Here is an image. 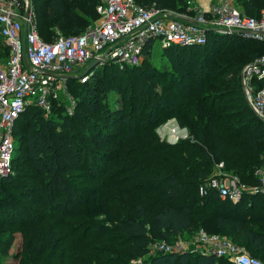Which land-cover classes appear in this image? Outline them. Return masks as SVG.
Wrapping results in <instances>:
<instances>
[{
    "label": "trees",
    "instance_id": "trees-1",
    "mask_svg": "<svg viewBox=\"0 0 264 264\" xmlns=\"http://www.w3.org/2000/svg\"><path fill=\"white\" fill-rule=\"evenodd\" d=\"M136 1L195 14L189 5L192 0ZM235 2L248 16L259 17L264 11V0ZM33 4L39 34L51 42L58 32L79 35L95 26L101 0H34ZM2 50L9 55L8 47L0 49V55ZM165 51L172 60L184 59L195 79L170 81L166 95L158 97L152 91V97L132 82L128 75L132 67L106 66L108 77L97 69L85 84L69 80L77 101L73 116L46 118L42 109L29 107L16 121L13 174L0 182L9 185L18 172L16 182L22 191H16L18 197L0 195V254L9 256L17 232L22 233L23 244L16 262L7 264H232L216 255L195 259L189 252L150 255L152 237L171 244L195 226L208 225L213 234L264 262V230L257 227L264 225V217L253 215L257 208L264 211V194L247 195L253 201L247 205L245 200H222L216 192L204 198L199 192L215 176L219 163L244 184L259 185L255 173L264 164V123L247 104L239 111H224L222 106L230 107L244 96L240 80L230 83V91L221 90L225 83L219 80L229 75L227 69L261 57L264 42L241 33H211L205 45H173ZM151 52L152 43L144 50L146 59ZM222 56L229 60L218 68L216 60ZM206 73L216 76L202 78ZM112 90L124 94L122 109L111 106ZM167 118H176L189 138L162 141L156 128ZM83 125L94 134L81 138L78 131ZM123 128L128 131L117 143ZM22 140L31 169L19 171ZM84 143L113 147L117 153L86 150ZM100 154L119 163L102 173L98 188L82 194L76 172L84 160ZM149 202L158 208L150 215ZM33 203L36 209L29 207Z\"/></svg>",
    "mask_w": 264,
    "mask_h": 264
},
{
    "label": "built area",
    "instance_id": "built-area-1",
    "mask_svg": "<svg viewBox=\"0 0 264 264\" xmlns=\"http://www.w3.org/2000/svg\"><path fill=\"white\" fill-rule=\"evenodd\" d=\"M209 3L206 10L201 6L194 16L155 4L143 6L136 0H101L95 26L79 35L66 36L58 32L47 42L39 34L30 0H0V38L9 48V57L0 61V178L13 174L14 128L27 108H40L49 118L54 104L66 99L68 114L74 113L77 101L69 91L70 79L85 84L94 76L95 67L108 63L122 70L132 67L150 43L163 48L205 45L211 33H241L264 42V11L259 17H252L246 15L235 0L215 3L209 0ZM96 59L99 60L97 65L87 71ZM242 87L254 114L264 123V54L243 69ZM172 132L173 143L189 138L176 128ZM222 166L224 163H219L216 170ZM255 174L259 185L247 187L237 176L219 173L201 185L200 195L205 198L210 192H216L222 200L237 203L244 192L264 194V164ZM200 233L197 244L206 247L204 255L227 258L232 264H264L226 237ZM181 236L171 244L151 243L150 255L190 252L181 242Z\"/></svg>",
    "mask_w": 264,
    "mask_h": 264
},
{
    "label": "rangeland",
    "instance_id": "rangeland-1",
    "mask_svg": "<svg viewBox=\"0 0 264 264\" xmlns=\"http://www.w3.org/2000/svg\"><path fill=\"white\" fill-rule=\"evenodd\" d=\"M205 1H208V0H192L191 1L190 7H193V9L195 11L194 16L198 14V10L201 9L200 7L204 6ZM211 1L213 3H215L218 0H210V2ZM30 2H31V4H33L34 0H30ZM33 7H34V4H33ZM171 11L176 12L174 10H171ZM153 45L154 46H152V52H151V56H150L149 60L146 59L145 55H143L141 57V59L138 61V63L132 66V71L128 74L129 77L132 79V82L139 85V87L140 86L143 87L145 90H149V95L152 96V94H153L152 91H153V92L157 93L158 97H161V96L166 95L165 94L166 93L165 88L169 86L170 81L176 82V81H179L181 79H184V80L195 79V72L194 71L192 72L191 68L188 66V63L185 62L184 59H180V61L179 60H177V61L172 60L171 58H168V56H167V52L165 51V49H167V48H163V47L159 46L158 44L157 45L153 44ZM5 47H7L6 43L0 39V49H3ZM8 56H9L8 53H6L5 51L2 50L1 55H0V61L6 60L8 58ZM228 60L229 59L225 58L224 56L219 58V60H216L218 68L221 65L222 66L225 65ZM249 64L250 63L246 62L243 64V66L241 68L227 69L226 72L229 75H227L224 78H221L219 80L220 83L224 82L225 85H223L222 88L221 87H219V88H221V90L230 91V89H231L230 83H236V81H239V80L241 81V85H242L243 69ZM106 66H114V64L108 63L107 65H104L101 67H95L94 72H96V70L98 69L97 72L100 75H105L108 77L110 72H108L107 74L105 73V70L107 68ZM104 67H105L104 70L99 69V68H104ZM168 68L170 71L168 73V76H166L165 71ZM215 76H216V73L212 74V76H208V74L206 73L204 76H202V78H205V79L206 78L207 79L212 78L213 79ZM72 79L75 80V78H72ZM90 80H88V82ZM242 90H243V87H242ZM69 91H70V94L72 96H74L72 91L70 90V87H69ZM110 94L112 95V98L110 97V100H109L111 106L114 107L115 110H117L118 107H119V109H122L123 105L121 106V104L123 103V98H121V96H124V94L117 92V91H114V90H112L110 92ZM243 96H244L243 97L244 99H242V101L239 99L238 100L234 99L233 103H232V105H230V107L229 106H222V109L224 111H231V110L239 111L243 107H245L246 104L251 108V105H250V103H249V101H248V99L244 93V90H243ZM229 99H232V98H229ZM151 105H152V102L149 103V106H151ZM68 106H69V102L66 99H60V101L58 103L54 104V111L50 116H52V115L57 116V114L70 116L68 114V111H67ZM76 110H77V107L71 116H73L75 114ZM126 113H128V111H126ZM174 128H176L177 132L179 131L181 135H183V134L190 135L187 128H182L180 126V124L178 123V121L176 120V118L164 119L156 129H157V134L162 141H167V142L173 143L174 139H175V135L173 134L172 130ZM127 131H128V129L123 128V133L121 134V136H119L120 138L117 139V143L120 141V139H122L123 135H125V133ZM78 133L81 136V138L84 137L85 133L90 134V135L94 134L93 130H91L90 127L85 128L84 125L79 129ZM179 140H181V138ZM18 145H19L18 157H21V160L17 163V165H18L17 169L19 171L24 169V168L25 169H31V163L29 162V159L27 157L26 147L24 145V140H22L21 143H19ZM83 145H84L86 150L95 149V150H99V151H103V152L106 151V152H110V154L112 156L115 153H117V151H114L113 147L101 148L95 144L93 145L90 143H84ZM95 157L96 158L88 157L86 160H84L80 169L76 172V175H78L76 184H77V187L80 189V192L82 194L83 193H85V194L92 193L94 189L98 188L100 181L102 179L101 178L102 173L105 172V170L107 168H109L110 166H115L119 163V160H116V158L113 159L112 157L110 158L111 159L110 161H106L105 157L101 154L96 155ZM107 163H109V165H107ZM17 173L15 176H13L14 179H11V181H9L10 179L7 180V181H9L8 182L9 185L4 183V182H2V183L0 182L1 185L4 186V189L0 190V195H2V193H4V195L9 196V197H14V196L18 197V193L20 191H22V188L16 182V179L18 177ZM219 173L221 175H228V176L233 175V176H237L239 178V176L234 174L233 172H230V171L228 172V170L225 169V165L217 168L215 175H217ZM241 183H243V182H241ZM18 187H20V188H18ZM247 187H252V186L247 185ZM247 195L250 196V194H248V192H244L241 200L242 201L245 200L247 205H251V204L253 205L252 199L249 198ZM91 197L92 196H88V199H92ZM34 205H35V203L29 204V207L32 209H36L35 208L36 206H34ZM129 206H131V204H129ZM153 208H154L153 203L149 202L146 206V209H148L149 215L152 213V211L155 212L158 209V208H156L154 210ZM35 214H38V213L36 212ZM52 214H54V213H52ZM55 215H58V214L55 213ZM253 215H256V217H259V216L264 217V211H260L259 208H257ZM150 219H151V216H150ZM257 227L264 230V225L258 224ZM0 228L3 229L2 226ZM210 229H211L210 225H208L204 228H197V226H195V230L193 232L186 233L180 237V240L184 244L185 249L187 251H190L189 253H192V255L195 257V259L197 256L201 255L205 251V248H206L205 246H203V244H197V238L200 236V234H201L200 232H202V231L208 235H213V233L210 231ZM210 232L212 234H210ZM151 242L153 244V243L161 242V240L157 239L156 237H152ZM22 244H23L22 233L21 232L15 233V243H14L13 247L11 248L10 254L8 257H2L0 254V264H7V263H11V262H16L15 255L21 249ZM192 264H195V262H193Z\"/></svg>",
    "mask_w": 264,
    "mask_h": 264
},
{
    "label": "water",
    "instance_id": "water-1",
    "mask_svg": "<svg viewBox=\"0 0 264 264\" xmlns=\"http://www.w3.org/2000/svg\"><path fill=\"white\" fill-rule=\"evenodd\" d=\"M244 34H248V33H244ZM99 62V60H94L91 64H90V66L88 67V69H87V71H90L91 69H93L96 65H97V63Z\"/></svg>",
    "mask_w": 264,
    "mask_h": 264
},
{
    "label": "crops",
    "instance_id": "crops-1",
    "mask_svg": "<svg viewBox=\"0 0 264 264\" xmlns=\"http://www.w3.org/2000/svg\"><path fill=\"white\" fill-rule=\"evenodd\" d=\"M209 1V0H208ZM208 1H205V3H204V6H202V9H204V10H206L207 8H208V6H209V2ZM208 2V3H207Z\"/></svg>",
    "mask_w": 264,
    "mask_h": 264
}]
</instances>
